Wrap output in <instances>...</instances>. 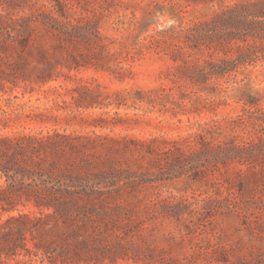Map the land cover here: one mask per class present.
Here are the masks:
<instances>
[{"label":"rangeland","instance_id":"obj_1","mask_svg":"<svg viewBox=\"0 0 264 264\" xmlns=\"http://www.w3.org/2000/svg\"><path fill=\"white\" fill-rule=\"evenodd\" d=\"M255 1L0 0V137L55 144L0 172V225L27 219L20 237L16 221L0 229L11 253L0 264H264V181L218 202L212 176L160 170L155 156L167 143L186 150L205 124L216 141H264V128L236 123L247 100L264 111V40L250 39L259 60L228 83L171 82L207 56L171 28ZM154 31L165 32L151 46ZM140 91L156 103L137 102Z\"/></svg>","mask_w":264,"mask_h":264},{"label":"trees","instance_id":"obj_2","mask_svg":"<svg viewBox=\"0 0 264 264\" xmlns=\"http://www.w3.org/2000/svg\"><path fill=\"white\" fill-rule=\"evenodd\" d=\"M137 27L144 25L143 18L136 22ZM170 31L176 35L177 39H185L192 44L193 48L204 46L207 56L195 63L182 62V66L177 68L172 75L171 82H183L189 89L202 88L210 81H229V77L241 66L253 65L258 59L257 51L250 39L264 40V0L237 4L224 8L220 13L215 14L211 21L202 25H187L182 29L171 28ZM165 31H154L147 35L145 40L149 45H155L162 40ZM177 60V59H176ZM174 60V61H176ZM178 71V72H177ZM214 90V89H211ZM141 98L139 103L152 106L156 103L153 96L145 92H138ZM150 95V96H149ZM245 109L249 113L248 121L244 117L236 119V123H248L255 127L264 128V111L258 108L256 101L247 100L244 103ZM255 111V112H254ZM262 111V112H261ZM260 112L259 115L255 113ZM218 134L216 124H205L184 142L187 144L186 150L177 147L176 142L167 143L156 149L157 165L159 169H173L177 172H185L187 167L194 170L195 178L199 176L208 178L212 176L215 191L218 192L216 201H225L233 204L237 195L234 188L239 190L245 188L247 191L252 185H257L264 181V141L245 140L237 143L233 141H216L214 138ZM52 136H20L17 139L0 137V172L7 179L10 172L16 175L17 169L13 166L17 156L25 153L35 155L45 152L48 148L55 153ZM49 146V147H48ZM34 165L30 160L29 166ZM256 167H259L256 170ZM65 194L71 195L70 191ZM65 195L64 198L70 199ZM5 193L0 190V202H5ZM38 198V196L36 197ZM36 206L49 207L47 203L35 201ZM65 209L67 204H63ZM16 221L22 225L17 230L18 237L21 236L22 228L26 227L27 219L19 217L10 219L5 224L0 225V229H5L6 223ZM5 226V227H4ZM4 227V228H3ZM13 235L7 232L4 239L13 245ZM10 244V245H11ZM23 247V246H22ZM0 255L9 256L11 253L6 249H0Z\"/></svg>","mask_w":264,"mask_h":264}]
</instances>
